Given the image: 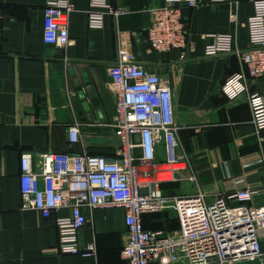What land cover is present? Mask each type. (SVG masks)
Here are the masks:
<instances>
[{
  "label": "crops",
  "instance_id": "0c3cea01",
  "mask_svg": "<svg viewBox=\"0 0 264 264\" xmlns=\"http://www.w3.org/2000/svg\"><path fill=\"white\" fill-rule=\"evenodd\" d=\"M69 1L74 5L68 16L70 40L59 47L43 41L46 0H0V264L126 263L123 207L87 211L78 242L82 247L92 244V253H65L58 248L55 221L68 216L70 209L62 207L48 216L22 210L19 190L23 149L117 156L116 100L108 86L109 68L118 56L117 29L133 32V60L156 71L173 91L182 161L174 179L159 182L162 194L174 197L200 190L211 199L221 190L248 186L255 192L250 204H264V129L256 133L251 123L247 94L229 99L222 91L225 77L244 67L235 52L205 54L214 33H234L238 48L252 47L245 22L254 13L253 0H236L233 5L199 0L196 6H183L187 38L194 44L184 58L179 48L159 52L147 41L149 9L162 6L164 0ZM110 5L125 6L129 12L115 17L107 12ZM230 8L242 23L229 20ZM91 10L104 12L102 26L89 25ZM248 83L250 91L264 95V74ZM73 123L80 134L71 143L68 128ZM164 158L165 150L158 144L156 159ZM144 207L146 229L179 232L172 202ZM262 251L260 261L249 264H264V238Z\"/></svg>",
  "mask_w": 264,
  "mask_h": 264
},
{
  "label": "built area",
  "instance_id": "2783aa9c",
  "mask_svg": "<svg viewBox=\"0 0 264 264\" xmlns=\"http://www.w3.org/2000/svg\"><path fill=\"white\" fill-rule=\"evenodd\" d=\"M107 0H91L105 4ZM233 5L236 0H214ZM199 0H164L149 9L146 38L159 52L181 49V58L194 50L187 38L182 7ZM254 13L245 24L252 47L236 46L231 32L212 34L206 55L235 52L244 67L225 77L222 91L229 99L247 94L251 123L256 133L264 129V95L250 91L248 81L264 74V0H253ZM74 5L69 0H46L43 8V41L64 47L69 43L68 16ZM118 17L128 13L122 5L108 6ZM102 11L88 12V23L100 27ZM228 18L239 24L236 9ZM133 34V32H132ZM132 34L117 29L118 56L109 68L108 86L115 95L113 125L119 147L117 156L23 149L19 161L20 209L39 210L48 216L68 207V216L57 217L60 252L90 255L93 245L80 246L78 231L87 221V211L96 207H123L125 225L122 252L125 264H228L263 255L264 204H250L254 191L248 186L217 192L209 199L198 190L192 195L165 197L158 189L164 180L175 178L181 168L178 154V125L174 118V95L169 84L154 70L135 62L130 54ZM69 141L79 139V126L68 128ZM165 150L156 159V146ZM139 149L137 154L135 149ZM192 174L190 179H194ZM231 181V179H227ZM141 188H146L142 193ZM172 202L179 223L177 234L163 229H146L142 213L147 204Z\"/></svg>",
  "mask_w": 264,
  "mask_h": 264
},
{
  "label": "water",
  "instance_id": "95a60500",
  "mask_svg": "<svg viewBox=\"0 0 264 264\" xmlns=\"http://www.w3.org/2000/svg\"><path fill=\"white\" fill-rule=\"evenodd\" d=\"M146 191H147L146 188H141L142 193H145ZM259 261H260V258H255V259L234 261V262H230L228 264H249V263H257Z\"/></svg>",
  "mask_w": 264,
  "mask_h": 264
},
{
  "label": "trees",
  "instance_id": "16d2710c",
  "mask_svg": "<svg viewBox=\"0 0 264 264\" xmlns=\"http://www.w3.org/2000/svg\"><path fill=\"white\" fill-rule=\"evenodd\" d=\"M142 222H143V220H142ZM145 228V227H144Z\"/></svg>",
  "mask_w": 264,
  "mask_h": 264
}]
</instances>
